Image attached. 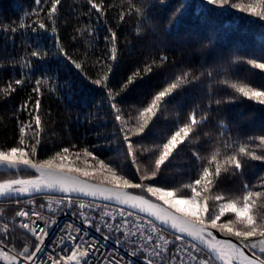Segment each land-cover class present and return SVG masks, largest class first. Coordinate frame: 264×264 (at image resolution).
I'll list each match as a JSON object with an SVG mask.
<instances>
[{
    "label": "trees",
    "instance_id": "obj_1",
    "mask_svg": "<svg viewBox=\"0 0 264 264\" xmlns=\"http://www.w3.org/2000/svg\"><path fill=\"white\" fill-rule=\"evenodd\" d=\"M130 2L140 8L143 15L132 12L125 15L123 22L119 21L120 12L127 13ZM187 2L193 7L180 16L176 14L179 0H105L106 15L99 18L95 10L89 11L87 0H62L56 16L57 33L53 34L50 31L52 22L47 18L50 0H41L40 5L35 0H0V88L16 79L25 80L22 86H16L17 90L10 96L0 94V148L16 146L19 122L30 118L28 112L20 110V105L29 96L34 102L36 94L32 89L35 81L47 77L56 90L49 91L47 86L43 88L40 99L44 131L33 159L38 162L50 159L64 147L72 151L87 148L99 160L117 167L118 171L122 168L120 174L125 178L133 183L141 182L131 158L126 156L127 146L120 125L114 119L107 90L92 83L107 71L109 64L112 70L107 84L115 91H120L121 85L137 69L142 73V78H137L116 97L125 117H133L130 121L132 124L137 123L134 118L139 111L147 107L155 94L167 87L177 75L191 71L193 76H200L198 81L186 84L166 97L170 103L161 105V112L152 118L144 132L131 136L139 147L151 148L161 143L185 122L187 114L197 105L206 109L210 103L209 85L212 84L210 122L199 129L200 143L180 145L169 161L161 166L157 177L143 181L144 184L173 189L195 180L202 162L197 161L192 153L199 151L201 156L209 155L219 137L221 122L227 126L224 139L229 143H252L254 146L256 142L249 138L264 135V111L261 110L264 106L240 96L217 81L227 77L233 81L248 82L253 87H264V72L246 63L248 59L264 57V22L234 9L204 12L195 8L199 0ZM243 2L248 3L249 0ZM37 11L38 16L35 14ZM37 20L47 24L48 30L39 29L34 23ZM21 21L28 26L21 28ZM85 26L91 28L92 32H84L81 36L77 29ZM138 26L141 27L140 35L136 33ZM13 28L16 30L12 31ZM109 28L115 30L118 37L119 51L115 61L109 59V43L105 39L110 35ZM57 35L68 56L82 62V70L76 69L70 60L59 53ZM34 50L46 52L47 55L32 57ZM161 56L167 57L163 63L160 62ZM25 59L31 61V68L22 67L21 61ZM153 61H156V65L152 72L144 75V66ZM208 71H214L211 81L201 76V73ZM230 96L236 97L234 102L219 105L214 102L227 101ZM204 132H208L209 136L204 137ZM206 140H211L212 144L206 143ZM154 159L151 153L141 154L137 151L141 174L145 167L151 171ZM69 161H74V167L93 173L87 177L81 173L72 174L113 186L104 180L109 174L100 170L97 161L91 157L81 155L77 159L69 156L64 163L68 164ZM244 162L242 177L222 172L218 181L219 190L239 189L242 181L251 185L264 176V162L247 158H244ZM37 174L29 171H21L18 175L0 172V181ZM128 190L162 203L141 189ZM46 196L0 198V228L5 223L9 225L7 233L0 231V240L5 245L18 253L25 245L30 251L35 250L34 237L15 222L16 212L19 211L15 202L17 199L20 202L31 199L39 203ZM224 219L227 217L222 218L220 223ZM219 232L238 241L226 232Z\"/></svg>",
    "mask_w": 264,
    "mask_h": 264
},
{
    "label": "snow or ice",
    "instance_id": "obj_2",
    "mask_svg": "<svg viewBox=\"0 0 264 264\" xmlns=\"http://www.w3.org/2000/svg\"><path fill=\"white\" fill-rule=\"evenodd\" d=\"M35 3L40 5L41 0H35ZM87 3L90 5L89 11L95 10L99 18H103L106 15L105 0H87ZM61 4L62 0H50V7L47 11V18L52 22L50 31L53 34L57 33L56 16L59 10L58 6ZM192 7L193 5L189 4L187 0H179L176 7V14L183 16ZM195 8L197 10H203L204 12H211L214 9L229 11L234 9L264 22V0H249L248 3H244L243 0H240V2H237V0H199ZM132 12H135L138 16L143 15L141 9L130 2L127 13L124 11L120 12L119 21L123 22L125 15H131ZM35 14L38 16L39 12L37 11ZM34 23L38 25L39 29L47 31L49 28L43 21L37 20ZM19 26L24 28L28 25H25L21 21ZM11 30L15 31L16 29L13 28ZM33 31H36V28H33ZM77 32L82 36L84 32L91 34L92 29L85 26L77 29ZM108 32L110 35L106 36L105 39L109 43V59L115 61L119 51L117 46L118 37L116 31L112 28H109ZM136 33L137 35L141 34L140 26L137 27ZM56 45L60 54L70 60L76 69L82 70V62L72 60L68 56L58 35L56 36ZM46 55V52L41 53L38 50L31 52V56L36 58H42ZM166 60V56L160 57L161 63ZM246 63L253 69H259L264 72V57L260 59H248ZM21 65L22 67L31 68V61L27 59L22 60ZM155 65L156 61H153L151 64H146L143 69V74L151 73ZM106 67L107 71L93 80L92 83L97 86H102L107 90L114 119L120 125V132L123 133V141L127 146L126 156L131 158V163L136 167V173L139 174L141 182L133 183L130 179L125 178V175L120 174L123 170L122 168L118 171L117 167H114L111 163H105V161L99 160L87 148L72 151L68 147H64L50 159L39 162L33 159L37 154L44 131L40 99L43 94V88L47 86L49 91L54 92L56 90L50 84L49 78L45 77L35 81V87L32 89V92L36 94L34 102L32 101V97L29 96L20 105V110L28 112L30 118L27 121L19 122V138L16 146L7 149L0 148V169H6L17 175L21 171L32 169L39 175L29 180L15 178L0 182V197L15 198L25 194L31 196L34 193L59 191L65 195L56 201L57 207L64 204L65 200H67V206L71 207L72 197L70 194L72 193L93 197L101 195L106 200H114L129 208L147 212L149 216L154 217L164 227H171L176 233H179L175 235V241L184 243L185 236L190 237L191 239L188 244L191 251H187V249H184V251L187 252L191 264H217V262L219 264H264V176H260L258 181L251 185L242 181L239 189H218V181L220 180L222 172L230 173L234 177L243 176V169L245 167L244 158L264 162V135L249 138L250 141L256 142L254 146L252 143H229L228 140L224 139L227 126L221 122L219 126V137L216 139L215 145L212 147L209 155L201 156L199 151H193L192 153L197 161L202 162L195 180L173 189L144 184L143 181L153 180L157 177L161 166L169 161V158L172 157L180 145L188 146L200 143L201 132L199 129L210 122L209 112L211 111L212 103V84L210 83L209 85L208 95L210 103L206 109H201L197 105L187 114L185 122L170 136L165 137L161 143L155 144L151 148L139 147L131 140V136L140 135L144 132L152 118L156 117L158 112H161V105L170 103V101H166V97L172 95L178 88L198 81L200 76H193L191 71H184L177 75L167 87L155 94L147 107L139 111L138 115L134 118L137 123L132 124L130 121L133 117H125L123 110L116 102V97L127 89L129 85L133 84L137 78H142V73L137 69L121 85L120 91H115L109 88L107 84L112 66L109 64ZM216 74L218 75V73ZM201 76H206L211 81L214 77V71L201 73ZM217 82L231 88L240 96L264 106V87H253L248 82L233 81L227 77ZM24 83L25 80L23 78L9 82L6 87L0 88V94L5 97L10 96L17 90L16 86H22ZM235 99V96H230L227 98V101L215 100L214 102L219 105L222 102H234ZM261 110L264 111V109ZM29 133H31V137H29ZM203 136L208 137L209 133L204 132ZM205 142L212 144L211 140H206ZM73 148H75V145H73ZM137 151L141 154L151 153L155 157L154 161L151 162V171L145 167L143 174H141V168L137 160ZM81 155L96 160L99 169L109 174L104 177V180L112 184L113 187L101 188L71 175L72 173H81L86 177L93 175L91 172L74 167V161H69L68 164L64 163V161L69 160V156H75L79 159ZM57 160L60 163L57 164ZM128 189H141L146 191L161 201L162 204L153 203L143 195H133L127 191ZM16 202L19 203L20 201L17 199ZM27 203L34 204V200L30 199ZM90 206V204L86 205L84 202L79 203V209L81 210L80 216L85 224H91V220L87 217L83 209ZM40 207H44V205ZM47 207L50 211H56L52 206L51 200ZM119 214L121 217H125V215L131 217L134 215V212L129 211L125 214L124 209L121 208L119 209ZM0 215H2V210H0ZM16 216L25 217L30 220V223L22 222L20 227L26 229L35 237V250L30 251L29 247L25 245L22 251L16 256H9L8 252H5L0 247V260L5 261V264H35L34 258L38 253L44 251V241L49 235L48 228L56 221L43 217L34 208L31 210V213L20 209L16 212ZM102 216H112L115 219L114 214L109 212H103ZM224 217H227V219H224L220 223ZM38 220H44L45 226L40 227L37 223ZM148 223L151 225V233L157 234L163 231V228H158L153 221L150 220ZM127 224L128 220L125 218L121 224L116 225V230L123 229L125 236L129 235ZM105 226L110 231L113 228L111 224H105ZM8 228L9 225L5 223L0 228V231L7 233ZM136 228L140 232V235L143 236L144 233L141 226L138 224ZM210 229H217L236 237L239 244L233 243L228 239H217ZM66 230L68 231V235L66 237L62 236L58 243L63 244L65 240L72 242L71 254L61 256L59 259L49 256L48 259L51 264H92L89 257L98 248V242L84 241L83 244L76 243L78 238L83 240V236H80V228L74 227L73 225H66ZM95 230L97 232L101 231L99 225L96 226ZM131 235H136V232H132ZM104 239L108 240L109 237L105 236ZM145 241L147 244H153V235L146 236ZM3 243L4 241L0 240V244ZM172 243L173 241L160 235L159 239L153 244L152 250L149 251L144 244H141L138 249L132 252V255L135 256L138 253L143 254L147 252L145 264H154L153 259L149 257L163 258L169 252L168 245ZM157 249L159 250L157 251ZM244 249H248L251 254H247ZM180 251L179 248L176 249L175 254L170 258L168 264H176V257L180 255ZM201 252L204 253V256L193 254ZM104 264H113V262L105 261ZM180 264H185V261L181 259Z\"/></svg>",
    "mask_w": 264,
    "mask_h": 264
},
{
    "label": "built area",
    "instance_id": "obj_3",
    "mask_svg": "<svg viewBox=\"0 0 264 264\" xmlns=\"http://www.w3.org/2000/svg\"><path fill=\"white\" fill-rule=\"evenodd\" d=\"M63 196L64 195H47L44 200L34 204H29L27 202H15V204L19 206V210L24 209L25 211H29L31 213V210L34 208L37 212H40L43 217L54 219L56 221L50 228H48L49 235L44 241V251L38 253L34 258L35 264H42V262L43 264H51L48 259L49 256L59 259L61 256L71 254L70 249L72 248V242L65 240L63 244L58 243L62 236L66 237L68 235L66 225H73L74 227L80 228V236H83V240L78 238L76 243L83 244L84 241L98 242V248L89 257L92 264H104L105 261H112L113 264H145L147 252H144L143 254L138 253L135 256L132 255V252L138 249L141 244H144L149 251L152 250L153 244L159 239L160 235H163L166 239L173 241V243L168 245L169 252L167 255H164L163 258L154 256L149 257L153 259L154 264H168V261L175 254L177 248L181 251L180 255L176 257V264H180L181 259L185 261V264H191L187 252L184 251V249L191 251L188 244L190 240L185 237L184 243L175 241V235H177V233L169 234L168 229L147 215L123 206L103 204L98 201L76 198L73 196H71V207L67 206V200H65L64 204L57 207L56 201L60 200ZM50 200L53 208L56 209L55 212L50 211L47 207ZM80 202H84L86 205H91L90 207H85L83 209L87 217L91 220V224H85L81 218V210L79 209ZM41 205H44V207H40ZM105 205H107V207H105ZM121 208L124 209L125 214L132 211L134 212V215L131 217H127L126 215L125 217H121L119 214V209ZM103 212L113 213L115 219H113L112 216H102ZM125 218L128 220L127 229L129 231V235L127 236H125L123 229L119 231L116 230V225L121 224L122 220ZM33 219H35V217H33ZM150 220L153 221L158 228H163V231L157 234L151 233V225L148 223ZM15 222L17 226L20 227L22 222L30 223V220L25 217L17 216ZM37 223L40 227L45 226L44 220H38ZM105 224H111L113 226L112 230L110 231ZM138 224L143 230V236H141L140 232L137 231L136 225ZM97 225L101 228L100 232L95 230ZM132 232H136V235H131ZM73 234L75 235L74 231ZM148 235H153V244L146 243L145 237ZM105 236H108L109 239L105 240ZM0 247H2L5 252H8L9 256H16L18 254V252H16L12 247H9L4 243L0 244ZM158 250L159 249H157V251ZM193 254L204 256L203 252ZM0 264H5V261L0 260Z\"/></svg>",
    "mask_w": 264,
    "mask_h": 264
},
{
    "label": "water",
    "instance_id": "obj_4",
    "mask_svg": "<svg viewBox=\"0 0 264 264\" xmlns=\"http://www.w3.org/2000/svg\"><path fill=\"white\" fill-rule=\"evenodd\" d=\"M25 171L35 172V171L32 170V169H28V170H25ZM0 172H9V171L6 170V169H0ZM38 175H39V174H37V175H33V176H29V177H18V178H19V179H24V180H29V179H33V178H35V177L38 176ZM71 175H73L74 177L78 178L79 180L85 181V182L90 183V184H95V185H97V186H99V187H101V188H111V187H113V186H111V185L100 184V183H97V182H94V181L88 180V179H86V178H83V177L78 176V175H75V174H71ZM14 179H15V178H14ZM0 182H2V181H0ZM127 191H129V190H127ZM129 192L132 193L133 195H139V194L133 193V192H131V191H129ZM62 194H63V193H61V192H59V191H51V192H44V193H34V194H32L31 196L25 194V195H23V196H19V197H15V198H25V197H32V196H37V195H62ZM70 195L73 196V197H77V198L89 199V200H94V201H98V202H101V203L112 204V205H119V206H123V207L129 208L128 206H126V205H122V204H119V203H117V202L114 201V200H113V201L106 200V199H104L103 196H101V195H97V196H95V197H93V196H85V195H82V194H76V193H72V194H70ZM144 197H145V196H144ZM0 198H8V197H0ZM145 198L148 199V200H150V201L153 202V203H156V204H162V203H160V202H158V201H155V200H153V199H150V198H148V197H145ZM164 207H166V206H164ZM129 209H132V208H129ZM132 210H135V211H138V212H140V213H142V214H144V215H147L148 217H150V218H152L153 220H155V221H157L158 223H160V222H159L158 220H156L154 217L149 216L147 212H142V211H139V210H137V209H132ZM166 228L169 229L170 231L176 233L175 230L172 229L171 227H166ZM210 230L213 232V234H216V238H217V239H228V240H231L233 243H237V244H239V241H236V240H234V239H232V238H230V237H226V236L222 235V234H221L219 231H217L216 229H210ZM177 234H179V233H177ZM185 237L188 238V239H191L190 237H187V236H185ZM201 247H203V246L201 245ZM205 251H206V250H205ZM244 251H245L247 254H249V255L251 254L250 251H249L248 249H244ZM218 263H219V262H218Z\"/></svg>",
    "mask_w": 264,
    "mask_h": 264
},
{
    "label": "flooded vegetation",
    "instance_id": "obj_5",
    "mask_svg": "<svg viewBox=\"0 0 264 264\" xmlns=\"http://www.w3.org/2000/svg\"><path fill=\"white\" fill-rule=\"evenodd\" d=\"M216 236V234H214Z\"/></svg>",
    "mask_w": 264,
    "mask_h": 264
}]
</instances>
